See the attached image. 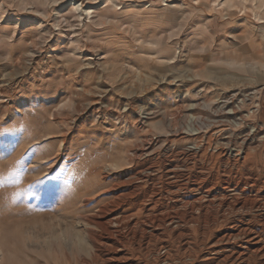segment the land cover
<instances>
[{
	"label": "rangeland",
	"instance_id": "obj_1",
	"mask_svg": "<svg viewBox=\"0 0 264 264\" xmlns=\"http://www.w3.org/2000/svg\"><path fill=\"white\" fill-rule=\"evenodd\" d=\"M263 213L264 0H0V264H238Z\"/></svg>",
	"mask_w": 264,
	"mask_h": 264
},
{
	"label": "bare ground",
	"instance_id": "obj_2",
	"mask_svg": "<svg viewBox=\"0 0 264 264\" xmlns=\"http://www.w3.org/2000/svg\"><path fill=\"white\" fill-rule=\"evenodd\" d=\"M259 91V89H256L254 92L257 93ZM261 91V90H260ZM236 93V92H235ZM235 94L231 95L230 94V99L234 98ZM224 103V102H223ZM253 104V103H252ZM242 105V104H241ZM241 105H240V109L241 108ZM262 105V104H261ZM259 106V104H258ZM261 107V106H259ZM233 107L232 110L233 112H236L238 109ZM260 109V108H259ZM258 107L257 108H254V111H258L259 110ZM239 111V110H238ZM257 113V112H256ZM236 115V114H235ZM241 116V115H240ZM195 134V133H193ZM248 140H250V138L248 136H246V138H243V140L241 141V148H240V145L238 146H234L232 147L231 145L232 144H228L225 143V146L222 148V150L224 152H229V157L231 156L232 158L235 159V157H241V155H243V147L242 145H245V144H248ZM252 140V139H251ZM256 140V139H255ZM201 146H197L195 147L196 148V151H199L201 148ZM190 149H192V147H190ZM194 150V149H193ZM221 150V151H222ZM201 151V150H200ZM235 151V152H234ZM227 156H228V153H226ZM264 214V213H263ZM263 214H260L258 215V217L256 218V222H258V224L260 225L259 227H256V228H252V230L248 229V228H244V227H248V226H244L243 228H237L238 230H236V234H226V235H223L219 238H217L215 240L214 243H223L225 241L226 244H229L232 240H233V243L236 244V238H238L240 235H242V238L244 239V242L247 243L250 248V254L249 255H246L244 254V252L242 250H236V251H233L231 250L232 253H229V255L227 254V256H234V260H237L238 264H244L246 262V264L249 263V259H261L263 258L262 255H259L260 252H263L264 253V217L262 216ZM251 221V220H250ZM254 222V221H253ZM252 222V223H253ZM244 223V222H243ZM255 224V223H254ZM256 225V224H255ZM237 227V226H236ZM238 227H242V226H238ZM255 227V226H254ZM235 228V227H234ZM232 233V232H231ZM194 239V238H193ZM232 239V240H231ZM238 243V242H237ZM240 244V242H239ZM238 244V245H239ZM243 245V244H241ZM213 248V247H212ZM223 248V247H222ZM222 248H220L219 250H221ZM229 248V247H228ZM238 248V247H236ZM227 250V248H224ZM215 251V249H213ZM234 250V249H233ZM247 250V249H246ZM216 252H218V249L216 250ZM220 252V251H219ZM225 252V251H224ZM246 252V251H245ZM231 254V255H230ZM261 254V253H260ZM225 255V254H224ZM246 255V256H245ZM264 256V254H263ZM226 257V256H225ZM249 258V259H248ZM232 259V258H231ZM259 263L257 262V264H262V262H260V260H258ZM233 262V261H232ZM234 264V263H233Z\"/></svg>",
	"mask_w": 264,
	"mask_h": 264
},
{
	"label": "snow or ice",
	"instance_id": "obj_3",
	"mask_svg": "<svg viewBox=\"0 0 264 264\" xmlns=\"http://www.w3.org/2000/svg\"><path fill=\"white\" fill-rule=\"evenodd\" d=\"M19 163V162H18Z\"/></svg>",
	"mask_w": 264,
	"mask_h": 264
}]
</instances>
